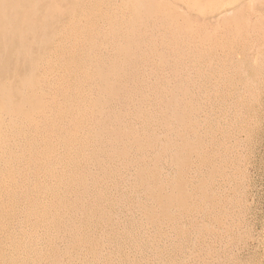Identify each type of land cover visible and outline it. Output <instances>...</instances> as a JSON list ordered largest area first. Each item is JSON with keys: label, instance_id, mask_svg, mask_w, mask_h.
I'll use <instances>...</instances> for the list:
<instances>
[{"label": "rangeland", "instance_id": "1", "mask_svg": "<svg viewBox=\"0 0 264 264\" xmlns=\"http://www.w3.org/2000/svg\"><path fill=\"white\" fill-rule=\"evenodd\" d=\"M172 1L0 0V264H264V0Z\"/></svg>", "mask_w": 264, "mask_h": 264}, {"label": "bare ground", "instance_id": "2", "mask_svg": "<svg viewBox=\"0 0 264 264\" xmlns=\"http://www.w3.org/2000/svg\"><path fill=\"white\" fill-rule=\"evenodd\" d=\"M73 1V0H72ZM79 1V0H78ZM162 1V0H161ZM168 1V0H167ZM174 1V0H173ZM172 1V2H173ZM71 2V1H70ZM100 1H98V3H99ZM183 2V1H182ZM103 3H104V1H103ZM117 3H118V1H117ZM146 3V2H145ZM190 3V2H189ZM201 3V2H200ZM199 3V4H200ZM251 3V2H250ZM254 3V2H253ZM146 4H148V3H146ZM157 5H159L158 3H156ZM185 4V3H184ZM255 4V3H254ZM138 5H140V4H138ZM165 4H162V5H160V8H162L161 9V12H157V11H152V9L150 10H147V11H144V13H145V17H146V19H148V20H150V26L152 25V26H156V27H154V28H157L158 26H160L161 24H163L164 23V20L162 19V16H163V14L165 13H167L168 15H169V12L168 11H166L165 10V7L166 6H164ZM167 5V4H166ZM5 7V6H4ZM112 7H113V5H112ZM137 7V6H136ZM135 7V8H136ZM139 7V6H138ZM143 7V6H142ZM185 7V6H184ZM18 8V7H17ZM122 8V7H121ZM157 8V7H156ZM174 8V7H173ZM175 8H176V6H175ZM197 8V7H196ZM195 8V9H196ZM107 9V8H106ZM178 9V8H177ZM188 9V8H187ZM194 9V8H193ZM252 9V8H251ZM5 10V9H4ZM6 10H7V8H6ZM1 11V10H0ZM63 11V10H62ZM170 11V10H169ZM182 11V10H181ZM241 11V10H240ZM10 12V11H9ZM84 12V11H83ZM107 12V11H106ZM190 12H191V10H190ZM250 12V11H249ZM37 13V12H36ZM58 13V12H57ZM56 13V14H57ZM122 13V12H121ZM155 13H158V17H156V16H154V14ZM33 14V13H32ZM246 14V13H245ZM130 15V14H129ZM173 15V12H172V14H171V16L169 15V18L167 19V20H165V26H166V28H168L169 29V33H170V36H168V35H166V36H168L169 37V42L168 43H165L166 44V46L168 47V48H175V47H178V50H180L181 52H183L184 50H189L190 52H194L198 47H200V39L198 38V41H192V40H195V38H194V35H192V33L190 32V30H191V26H192V24L191 25H189V23H190V21L189 22H185V23H181V22H177V21H175V20H173V18H174V15ZM29 16V15H28ZM128 16V15H127ZM78 17V16H77ZM126 17V16H125ZM227 17V16H226ZM237 17H238V15H237ZM124 18V17H123ZM228 18H230V17H228ZM228 18H226V19H228ZM13 19V18H12ZM44 19V18H43ZM46 19V18H45ZM49 19V18H48ZM47 19V20H48ZM235 19H237L236 17H235ZM242 19H243V17H242ZM244 19H246L245 17H244ZM8 20H9V16H8ZM11 20V19H10ZM20 20V19H19ZM35 20H36V18H35ZM73 20V19H72ZM201 20V19H200ZM248 20V19H247ZM250 20V19H249ZM31 21V20H30ZM195 21V20H194ZM211 21V20H210ZM32 22V21H31ZM82 22V21H81ZM196 22V21H195ZM244 22H245V20H244ZM10 23V22H9ZM20 23H22V22H20ZM94 23H96V22H94ZM99 23V22H98ZM127 23V22H126ZM192 23V22H191ZM197 23V22H196ZM246 23V22H245ZM6 24V23H5ZM13 24V23H12ZM25 24V23H24ZM33 24V23H32ZM77 24V23H76ZM208 24V23H207ZM244 24V23H243ZM257 24H258V22H257ZM4 25V24H3ZM17 25V24H16ZM79 25V24H78ZM77 25V26H78ZM84 25V24H83ZM213 25V24H212ZM10 26V25H9ZM34 26V25H33ZM32 26V27H33ZM204 26V25H203ZM255 26H257V25H255ZM260 26V25H259ZM7 27V26H6ZM14 27V26H13ZM65 27V26H64ZM83 27V26H82ZM102 27V26H101ZM100 27V28H101ZM105 27V26H104ZM199 27H201V26H199ZM198 27V28H199ZM219 27V26H218ZM244 27V26H243ZM253 27H254V25H253ZM24 28V27H23ZM117 28V27H116ZM224 28H225V26H224ZM223 28V29H224ZM230 28H231V26H230ZM242 28V27H241ZM240 28V29H241ZM248 28V27H247ZM258 28V27H257ZM206 29V28H205ZM225 29H227V28H225ZM249 29H251V26H250V28ZM254 29V28H253ZM10 30V29H9ZM102 30V29H101ZM143 30V29H142ZM203 30V29H202ZM212 30V29H211ZM241 30H243V29H241ZM246 30V28L244 29V31ZM93 31V30H92ZM198 31H200L199 29H198ZM206 31V30H205ZM204 31V32H205ZM71 32V31H70ZM73 32V31H72ZM145 32V31H144ZM168 32H167V34H168ZM197 32V31H196ZM229 32V31H228ZM248 32V31H247ZM255 32V31H254ZM34 33V32H33ZM165 33V32H164ZM230 33H231V31H230ZM244 33V32H243ZM250 33H251V30H250ZM35 34V33H34ZM62 34V33H61ZM149 34V33H148ZM201 34V33H200ZM203 34V33H202ZM224 34V33H223ZM226 34V33H225ZM253 34V33H252ZM255 34H257L256 32H255ZM69 35V34H68ZM205 35V34H204ZM217 35H220V34H217ZM228 35V34H227ZM249 35V34H248ZM258 35V34H257ZM40 36V35H39ZM206 36V35H205ZM235 36H236V34H235ZM252 36V35H251ZM149 37V36H148ZM161 37V36H160ZM232 37V36H231ZM245 37H246V35H245ZM259 37V36H258ZM167 38V37H166ZM214 38H216V36L214 37ZM241 38V37H240ZM210 39V38H209ZM211 40V39H210ZM215 40V39H214ZM246 40V39H245ZM250 40H251V37H250ZM107 41V40H106ZM202 41V40H201ZM223 41V40H222ZM59 42V41H58ZM148 42V41H147ZM214 42V41H213ZM251 42H252V40H251ZM250 42V43H251ZM52 43V42H51ZM60 43V42H59ZM144 43V42H143ZM158 43V42H157ZM210 43V42H209ZM71 44V43H70ZM149 44V43H148ZM151 44V43H150ZM11 45H13V44H11ZM142 45V44H141ZM177 45V46H176ZM77 46V45H76ZM205 46V45H204ZM221 46V45H220ZM239 46V45H238ZM10 47V46H9ZM81 47V46H80ZM108 47H110V46H108ZM210 47V46H209ZM219 47V46H218ZM222 47V46H221ZM11 48V47H10ZM112 48H113V46H112ZM166 48V47H165ZM224 48V47H223ZM257 48V47H256ZM91 49V48H90ZM89 49V50H90ZM205 49H206V47H205ZM209 49V48H208ZM108 50V49H107ZM164 50V49H163ZM211 50V49H210ZM240 50V49H239ZM112 51V50H111ZM132 51V50H131ZM200 51V50H199ZM203 51H204V49H203ZM215 51H217L216 50V48H215ZM219 51V50H218ZM241 51V50H240ZM244 51V50H243ZM248 51V50H247ZM77 52V51H76ZM97 52V51H96ZM99 52V51H98ZM95 53V52H94ZM159 53V52H158ZM170 53V52H169ZM221 53V52H220ZM225 53V52H224ZM237 53V52H236ZM244 53V52H243ZM97 54V53H96ZM206 54V53H205ZM212 54V53H211ZM217 54H219V53H217ZM226 54V53H225ZM224 54V55H225ZM228 54V53H227ZM159 55V54H158ZM237 56H238V54H236ZM239 55H240V52H239ZM247 55V54H246ZM107 56V55H106ZM221 56V55H220ZM159 57V56H158ZM208 57V56H207ZM53 58V57H52ZM105 58V57H104ZM141 58V57H140ZM200 58V57H199ZM210 58H212V57H210ZM217 58V60H218V57H216ZM220 58V60H221V57H219ZM232 56L231 55H229V56H227L226 57V60H227V63L230 61V60H232ZM237 61L235 62V70H236V72L239 74L240 72H242L241 70H242V67L244 66V64L248 61V59L247 58H244L243 60H240L239 58H237V57H234ZM196 59V58H195ZM213 59V58H212ZM125 60V59H124ZM153 60V59H152ZM199 60V59H198ZM207 60V59H206ZM216 60V59H215ZM43 61V60H42ZM105 61V60H104ZM108 61V60H107ZM154 61V60H153ZM209 61V60H208ZM207 61V62H208ZM219 61V60H218ZM45 62V61H44ZM101 62H103V61H101ZM151 62V61H150ZM157 62V61H156ZM185 62V61H184ZM193 62V61H192ZM223 62V61H222ZM48 63V62H47ZM104 63V62H103ZM216 63V62H215ZM226 63V62H225ZM158 64V63H157ZM207 64V63H206ZM106 65H108V64H106ZM219 65V64H218ZM47 64H46V66H44L43 68H42V74H41V76H40V78H41V81L43 82L42 84H48L50 81H54L55 80V77L53 76V77H51V75H49L48 73H49V71H48V68H47ZM221 66H223V65H221ZM232 66V65H231ZM53 67V66H52ZM160 67H162V66H160ZM180 67V66H179ZM189 67V66H188ZM220 67V66H219ZM191 68V67H190ZM209 68V67H208ZM110 69H112V68H110ZM140 69V68H139ZM142 69V68H141ZM185 69V68H184ZM132 71V70H131ZM113 72V71H112ZM133 72V71H132ZM92 74V73H91ZM163 74V73H162ZM170 74H171V72H170ZM175 74V73H174ZM241 74V73H240ZM239 74V75H240ZM110 75V74H109ZM122 75V74H121ZM173 75V74H172ZM83 76V75H82ZM88 76V75H87ZM174 76V75H173ZM51 77V78H50ZM174 78H176V77H174ZM164 79V78H163ZM219 79H220V77H219ZM33 80V79H32ZM107 80H108V78H107ZM128 80V79H127ZM177 80V79H176ZM178 80H180V79H178ZM221 80V79H220ZM31 81V80H30ZM105 81V80H104ZM110 81V80H109ZM120 81V80H119ZM175 81V80H174ZM173 81V82H174ZM214 81V80H213ZM216 81V80H215ZM224 81V80H223ZM178 82V81H177ZM180 82H182L181 80H180ZM37 83H40V82H37ZM52 83V82H51ZM172 83V82H171ZM178 84V83H177ZM109 85H112L111 83L109 84ZM147 85H149V84H147ZM94 86V85H93ZM173 86V85H172ZM41 87V86H40ZM200 87V86H199ZM214 87H216V86H214ZM46 88V87H45ZM44 88V89H45ZM176 88H178V87H176ZM181 88H183V87H181ZM187 88V87H186ZM217 88V87H216ZM219 88V87H218ZM32 89V88H31ZM47 89V88H46ZM101 89V88H100ZM147 89V88H146ZM191 89V88H190ZM200 89V88H199ZM212 89V88H211ZM215 89V88H214ZM222 89V88H221ZM50 90V89H49ZM135 90V89H134ZM148 90V89H147ZM178 90H179V88H178ZM186 90V89H185ZM6 91V90H5ZM51 91V90H50ZM81 91V90H80ZM222 91V90H221ZM182 92V91H181ZM220 92V91H219ZM223 92V91H222ZM38 93V92H37ZM71 93V92H70ZM136 93V92H135ZM187 93V92H186ZM190 93V92H189ZM201 93V92H200ZM229 93V92H228ZM53 94V93H52ZM51 94V95H52ZM179 94V93H178ZM182 94V93H181ZM219 94H221V93H219ZM232 94V93H231ZM20 95V94H19ZM103 95V94H102ZM238 95V94H237ZM245 95V94H244ZM125 96V95H124ZM137 96V95H136ZM172 96V95H171ZM197 96V95H196ZM221 96H222V94H221ZM225 96V95H224ZM77 97V96H76ZM115 97V96H114ZM127 97V96H126ZM132 97H134V96H132ZM165 97V96H164ZM183 97V96H182ZM220 97V96H219ZM232 97V96H231ZM47 100H49L50 101V99L52 98L51 96H49V93L47 94ZM137 98V97H136ZM237 98V97H236ZM118 99V98H117ZM131 99H133V98H131ZM162 99V98H161ZM164 99H166V98H164ZM238 99V98H237ZM125 100V99H124ZM156 100V99H155ZM220 100V99H219ZM131 101V100H130ZM165 101V100H164ZM173 101V100H172ZM224 101V100H223ZM234 101V100H233ZM47 102V101H46ZM221 102V101H220ZM68 103V102H67ZM95 103V102H94ZM215 103V102H214ZM130 104V103H129ZM132 104V103H131ZM231 104V103H230ZM33 105V104H32ZM171 105V104H170ZM240 105V104H239ZM5 106V105H4ZM8 106V105H7ZM222 106V105H221ZM41 107V106H40ZM116 107V106H115ZM136 107V106H135ZM212 107V106H211ZM184 108V107H183ZM221 108V107H220ZM231 108V107H230ZM7 109V108H6ZM121 109V108H120ZM213 109V108H212ZM16 110V109H15ZM53 110V109H52ZM175 110V109H174ZM225 110V109H224ZM237 110V109H236ZM10 111V110H9ZM49 111V110H48ZM13 112V111H12ZM188 112H190V111H188ZM218 112V111H217ZM102 113V112H101ZM176 113V112H175ZM193 113V112H192ZM216 113V112H215ZM16 114H18V113H16ZM22 114H24V113H22ZM33 114H38V115H36L35 116V118L33 119V121H31V122H29V120H30V117H28V122L29 123H26L25 125H26V128L28 129V128H30V127H33V128H35V126H36V122H37V120H38V118H40V117H44V112L42 113L41 111H36V112H34ZM52 114V113H51ZM150 114H151V112H150ZM180 114H182V113H180ZM228 115V114H227ZM181 116V115H180ZM21 117H23V116H21ZM8 119H10L9 117H7ZM214 119V118H213ZM238 119V118H237ZM2 120V119H1ZM14 121H15V119H14ZM21 122V120L20 119H17V121H16V123H20ZM174 122V121H173ZM81 123V122H80ZM112 123V122H111ZM219 123V122H218ZM1 124V123H0ZM121 124V123H120ZM144 124V123H143ZM143 126V125H142ZM214 127V126H213ZM53 128V127H52ZM221 128V127H220ZM231 129V128H230ZM141 130V129H140ZM227 130V129H226ZM41 131V130H40ZM180 131H181V129H180ZM202 131V130H201ZM234 131V130H233ZM93 132V131H92ZM3 133V132H2ZM31 134V133H30ZM95 134V133H94ZM208 134V133H207ZM161 136V135H160ZM49 137H50V135H49ZM113 137V136H112ZM14 139V138H13ZM88 139V138H87ZM79 140V139H78ZM81 140V139H80ZM113 140V139H112ZM24 141V140H23ZM161 141V140H160ZM231 141V140H230ZM16 142V141H15ZM165 142V141H164ZM170 143V142H169ZM10 144V143H9ZM56 144V143H55ZM171 144V143H170ZM58 146V145H57ZM115 147V146H114ZM80 148V147H79ZM37 149V148H36ZM90 149V148H89ZM107 149V148H106ZM109 149V148H108ZM128 149V148H127ZM237 149V148H236ZM262 149V148H261ZM34 150V149H33ZM40 150V149H39ZM226 150V149H225ZM228 150H230V149H228ZM70 151V150H69ZM103 151V150H102ZM157 153V152H156ZM169 153V152H168ZM172 153V152H171ZM174 153V152H173ZM232 154V153H231ZM170 155V154H169ZM217 155V154H216ZM233 155V154H232ZM77 156V155H76ZM135 156H136V153H135ZM237 156V155H236ZM194 157V156H193ZM237 157H239V156H237ZM5 158V157H4ZM234 159V158H233ZM201 160V159H200ZM231 160H232V158H231ZM198 161V160H197ZM212 161V160H211ZM15 162V161H14ZM200 162V161H199ZM217 162V161H216ZM16 163V162H15ZM203 163V162H202ZM205 163V162H204ZM190 164V163H189ZM206 164V163H205ZM18 165V164H17ZM209 165V164H208ZM231 165V164H230ZM206 166V165H205ZM220 166V165H219ZM71 167H72V165H71ZM154 167H156V166H154ZM191 167H192V165H191ZM215 167V166H214ZM244 168V167H243ZM193 169V168H192ZM72 170V169H71ZM202 171V170H201ZM127 172V171H126ZM140 172V171H139ZM236 173V172H235ZM166 174H167V172H166ZM195 174V173H194ZM229 174V173H228ZM114 175V174H113ZM237 176V175H236ZM242 176V175H241ZM126 178H127V176H126ZM259 178V177H258ZM195 179V178H194ZM236 179V178H235ZM213 180V179H212ZM192 181V180H191ZM125 182V181H124ZM127 182V181H126ZM241 182V181H240ZM72 183V182H71ZM184 183V182H183ZM230 184V183H229ZM242 184V183H241ZM252 184V183H251ZM138 185V184H137ZM6 187V185L5 184H1L0 185V197L2 196V194L4 193V192H6V189H4ZM240 187V186H239ZM237 188V187H236ZM242 188V187H241ZM165 189H167V188H165ZM214 189V188H213ZM226 189V188H225ZM239 189V188H238ZM219 190V189H218ZM217 190V191H218ZM228 190V189H227ZM256 190V189H255ZM219 192V191H218ZM10 193V190L8 189V191H7V195ZM216 195V194H215ZM223 195V194H222ZM229 196V195H228ZM239 196V195H238ZM140 198V197H139ZM239 198V197H238ZM2 198H0V200H1ZM138 199V198H137ZM228 199V198H227ZM230 200V199H229ZM215 201V200H214ZM224 201V200H223ZM231 201V200H230ZM201 202V201H200ZM231 203V202H230ZM113 204V203H112ZM203 204V203H202ZM56 205V204H55ZM163 205V204H162ZM201 205V204H200ZM232 205V204H231ZM238 207H240L239 206V204L237 205ZM234 207V206H233ZM187 208V207H186ZM206 210V209H205ZM208 210V209H207ZM206 210V211H207ZM250 210V209H249ZM185 211V210H184ZM173 213V212H172ZM199 213V212H198ZM59 214V213H58ZM164 214V213H163ZM237 214V213H236ZM241 214V213H240ZM167 215V214H166ZM61 216V215H60ZM163 217V216H162ZM165 217V216H164ZM208 217V216H207ZM224 217V216H223ZM228 217V216H227ZM233 217H235V216H233ZM220 218V217H219ZM230 218V217H229ZM238 218V217H237ZM3 219H5V218H3ZM180 219V218H179ZM240 219V218H239ZM55 220V219H54ZM181 220V219H180ZM62 221V220H61ZM114 221V220H113ZM191 221H192V219H191ZM59 223V222H58ZM57 223V224H58ZM220 223V222H219ZM236 223V222H235ZM234 223V224H235ZM56 224V223H55ZM233 224V223H232ZM237 224V223H236ZM183 226V225H182ZM232 226V225H231ZM184 227V226H183ZM2 228V227H1ZM23 228V227H22ZM5 229V228H4ZM30 229V228H29ZM79 231V230H78ZM177 232V231H176ZM230 232V231H229ZM183 233V232H182ZM198 233V232H197ZM239 233V232H238ZM87 234V233H86ZM178 235V234H177ZM17 236V235H16ZM197 236V235H196ZM195 237V236H194ZM46 238H47V236H46ZM18 239V238H17ZM232 239V238H231ZM48 240V239H47ZM189 240V239H188ZM7 244V243H6ZM206 244V243H205ZM1 246V245H0ZM135 247V246H134ZM179 249V248H178ZM8 250H9V248H8ZM196 251V250H195ZM4 253V252H3ZM7 253V252H6ZM11 253H12V251H11ZM24 254V253H23ZM190 254H192V253H190ZM189 257V256H188ZM3 259V258H2ZM100 260V259H99ZM14 262V261H13ZM46 262V261H45ZM39 263V262H38Z\"/></svg>", "mask_w": 264, "mask_h": 264}]
</instances>
